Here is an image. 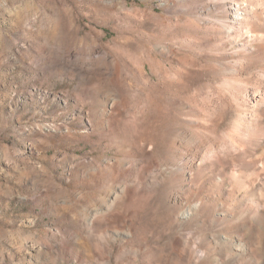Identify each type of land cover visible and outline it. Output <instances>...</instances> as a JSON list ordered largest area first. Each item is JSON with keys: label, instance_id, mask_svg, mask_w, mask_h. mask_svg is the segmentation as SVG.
<instances>
[{"label": "rangeland", "instance_id": "obj_1", "mask_svg": "<svg viewBox=\"0 0 264 264\" xmlns=\"http://www.w3.org/2000/svg\"><path fill=\"white\" fill-rule=\"evenodd\" d=\"M0 264H264V0H0Z\"/></svg>", "mask_w": 264, "mask_h": 264}, {"label": "bare ground", "instance_id": "obj_2", "mask_svg": "<svg viewBox=\"0 0 264 264\" xmlns=\"http://www.w3.org/2000/svg\"><path fill=\"white\" fill-rule=\"evenodd\" d=\"M231 133L232 134H235L236 133V129H235V127L232 129V131H231ZM237 134H235V136H236ZM239 135V134H238ZM234 136V135H233ZM237 137V136H236ZM241 137V136H240ZM229 140H230V138H229ZM230 146H229V148L228 149H226V150H229L230 151V153L231 154H233L234 152H236L237 150H240V151H246V146L244 145V143H242V141L240 140V139H235V137H234V140L232 139V141H231V143L229 144ZM225 150V149H224ZM208 151H210V149L208 150ZM207 151V152H208ZM206 152V153H207ZM223 150L222 149H220L219 148V146H218V149H216V150H214V149H211V151L210 152H208L207 154H206V156L208 155L209 156V158H218V159H220V158H222V156H223ZM205 156V157H206ZM208 156H207V158H208ZM208 158V159H209ZM116 196V195H115Z\"/></svg>", "mask_w": 264, "mask_h": 264}]
</instances>
